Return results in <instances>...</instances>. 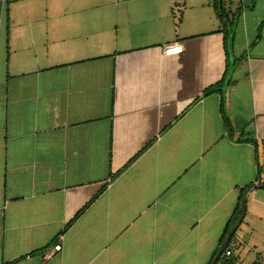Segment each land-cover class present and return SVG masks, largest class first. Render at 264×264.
<instances>
[{
  "label": "crops",
  "instance_id": "obj_1",
  "mask_svg": "<svg viewBox=\"0 0 264 264\" xmlns=\"http://www.w3.org/2000/svg\"><path fill=\"white\" fill-rule=\"evenodd\" d=\"M211 3L0 0V264H208L247 186L264 264V0Z\"/></svg>",
  "mask_w": 264,
  "mask_h": 264
},
{
  "label": "trees",
  "instance_id": "obj_2",
  "mask_svg": "<svg viewBox=\"0 0 264 264\" xmlns=\"http://www.w3.org/2000/svg\"><path fill=\"white\" fill-rule=\"evenodd\" d=\"M6 2H8V0H6ZM211 6H212V9L214 10L216 20L219 23L220 31L223 33L224 39L227 40L229 38L230 34L232 33L233 26H234V19L236 17V14H233V17L231 16V18H230L229 12L226 8V0H212ZM6 15H7V11H6ZM258 39H259V33H258L256 41ZM256 41L254 42V44L256 43ZM239 61L240 60H236L235 64H237ZM221 87H222L221 83L217 84L215 87L209 88L208 90H206L204 92V95H209L212 93H218L220 96H222ZM220 112H221V116L224 120V123H225L227 130H229L231 128L230 122L224 114L222 105L220 106ZM248 187L249 186L240 190V194H239L235 209H234L229 221L226 224V227L222 233V236L220 237L217 250L213 254V256L210 259V261L208 262V264H211V261L213 260V258L217 254L219 248L222 246L227 234L230 232V230L238 222L239 217H240V206H241L242 196ZM233 237H234V235L232 236L231 240L229 241L228 246L225 248L223 255L221 257H219V259L217 260L216 264H235V260L233 258L229 257L228 259H225V252L226 251H230V254H232L231 249H230V245H231V241H232Z\"/></svg>",
  "mask_w": 264,
  "mask_h": 264
},
{
  "label": "water",
  "instance_id": "obj_3",
  "mask_svg": "<svg viewBox=\"0 0 264 264\" xmlns=\"http://www.w3.org/2000/svg\"><path fill=\"white\" fill-rule=\"evenodd\" d=\"M259 186H252L250 188H248L246 190V192L243 194L242 196V201H241V206H240V217L238 222L236 223V225L230 230V232L227 234L221 248L219 249L218 253L216 254V256L213 258V260L211 261V264H216L217 260L219 259V257L222 255L223 251L225 250V248L227 247L231 237L234 235V233L236 232L237 228L239 227V225L241 224L243 218H244V213H245V200H246V195L249 191L254 190L256 188H258Z\"/></svg>",
  "mask_w": 264,
  "mask_h": 264
},
{
  "label": "built area",
  "instance_id": "obj_4",
  "mask_svg": "<svg viewBox=\"0 0 264 264\" xmlns=\"http://www.w3.org/2000/svg\"><path fill=\"white\" fill-rule=\"evenodd\" d=\"M181 52H182V47L175 44V45L170 46L168 49H164L163 50V55H165V56H172V55H178ZM61 250H62V246L60 244L54 245V247L52 249V252L51 253H48L46 255V258L50 257L54 253L61 252ZM230 256H231L230 251H226L225 252V257H230Z\"/></svg>",
  "mask_w": 264,
  "mask_h": 264
}]
</instances>
